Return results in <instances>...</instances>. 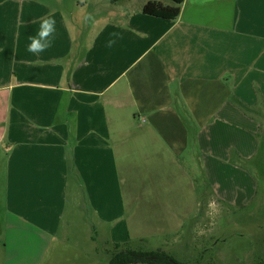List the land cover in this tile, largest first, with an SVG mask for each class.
Here are the masks:
<instances>
[{"label":"crops","instance_id":"crops-1","mask_svg":"<svg viewBox=\"0 0 264 264\" xmlns=\"http://www.w3.org/2000/svg\"><path fill=\"white\" fill-rule=\"evenodd\" d=\"M71 1L0 0L9 236L26 226L44 247L85 209L113 244L177 234L205 205L184 153L197 146L204 174L230 153L255 155L257 140L238 150V117L258 128L238 101L264 108V0H184L175 19L145 14L150 0ZM49 14L52 47L28 52Z\"/></svg>","mask_w":264,"mask_h":264},{"label":"rangeland","instance_id":"rangeland-1","mask_svg":"<svg viewBox=\"0 0 264 264\" xmlns=\"http://www.w3.org/2000/svg\"><path fill=\"white\" fill-rule=\"evenodd\" d=\"M143 1L136 0L135 3ZM67 2L69 5L72 1ZM92 16L93 12L88 8L82 17L84 22L93 25ZM105 18L106 12L101 19ZM74 33L79 34L78 28ZM239 112L257 124L254 134L251 127L248 128L249 121L238 117V150L250 149L258 141L254 157L230 153L227 159H221V167L211 168L213 171L221 169L220 174H208L207 168L204 174L199 167L197 146L192 145L182 160L200 182L205 205L198 208L195 217L194 214L187 216L190 212L186 215V222L181 221L177 234L164 238L149 230L144 234V242L141 240L145 237L138 239L140 237L135 235L126 243L127 247L166 250L177 260L194 264H264V108L253 107ZM210 161L213 163L212 159ZM157 209L162 213V208ZM179 209L181 213L186 211L182 207ZM8 211L7 188L0 176V264H109L113 243L108 239V228L91 220L88 209L79 218L75 230L66 236L68 229L64 228L57 237H48L44 247L33 244L26 226H20L11 238ZM95 224L98 225L97 237ZM132 224L135 227V220Z\"/></svg>","mask_w":264,"mask_h":264},{"label":"trees","instance_id":"trees-1","mask_svg":"<svg viewBox=\"0 0 264 264\" xmlns=\"http://www.w3.org/2000/svg\"><path fill=\"white\" fill-rule=\"evenodd\" d=\"M170 1L172 2V4H164L160 1L150 0L145 3L142 11L145 14L149 15L175 19L180 14V5L184 0ZM238 106L243 110H249L248 106L244 105L240 101H238ZM141 241L144 242L145 239ZM127 246L128 245H126V243H114L113 249L111 250L109 264H194L191 262L179 261L174 256L169 254L166 250L157 249L148 251L142 249H132L131 247Z\"/></svg>","mask_w":264,"mask_h":264},{"label":"clouds","instance_id":"clouds-1","mask_svg":"<svg viewBox=\"0 0 264 264\" xmlns=\"http://www.w3.org/2000/svg\"><path fill=\"white\" fill-rule=\"evenodd\" d=\"M55 32L56 20L54 16L49 14L42 17L39 21V28L37 29L36 33L28 37L30 43L27 46V51L34 54H39L50 49L55 39Z\"/></svg>","mask_w":264,"mask_h":264}]
</instances>
